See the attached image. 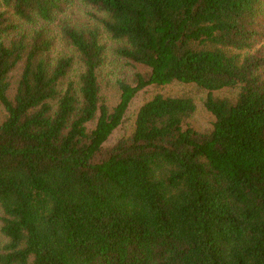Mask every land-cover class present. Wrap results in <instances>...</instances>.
<instances>
[{
	"label": "trees",
	"instance_id": "trees-1",
	"mask_svg": "<svg viewBox=\"0 0 264 264\" xmlns=\"http://www.w3.org/2000/svg\"><path fill=\"white\" fill-rule=\"evenodd\" d=\"M0 105V264H264V0H0Z\"/></svg>",
	"mask_w": 264,
	"mask_h": 264
},
{
	"label": "rangeland",
	"instance_id": "rangeland-1",
	"mask_svg": "<svg viewBox=\"0 0 264 264\" xmlns=\"http://www.w3.org/2000/svg\"><path fill=\"white\" fill-rule=\"evenodd\" d=\"M111 44V42H110ZM109 61L106 64L105 68H104V76L101 80V84H102V90H101V94L105 100V102L109 105V106H114L117 101L119 100L120 97V90L118 88V86L116 85V77L119 76H123V74L127 73V75H129V73H131V67H126V68H122L120 65L116 66L114 63H111L112 61V57L110 55V52L108 50V58ZM19 70H16L13 73V85L15 86L18 76H19ZM185 91H189L192 92L194 94V97L196 99V111L194 112V114L191 117V123L192 125L199 129V130H206L208 128H210L212 126V122L214 121V116L212 115V113L205 107L204 105V99L207 96V91H204L202 89L197 88L196 86L193 85H185L183 83H171L169 85H165L162 87H157V86H149L146 87L142 90H140L135 97L133 98L131 105H130V109H129V117H128V122L123 126L122 129H120L118 131L117 134L128 130L130 128L129 123H131V121H133V118L135 116V113L137 111V108L140 106V104H142L144 101H146L147 99H149L151 96H153L154 94L161 92V93H165V94H177V93H183ZM215 95L218 96H225V95H234V91L232 90H222V91H216ZM2 107L0 105V119L2 116Z\"/></svg>",
	"mask_w": 264,
	"mask_h": 264
}]
</instances>
